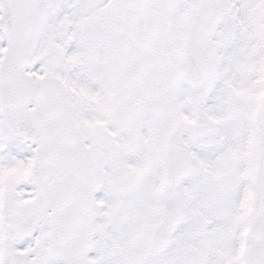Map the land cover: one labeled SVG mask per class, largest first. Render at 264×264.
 <instances>
[{"label": "snow or ice", "instance_id": "6c2138e0", "mask_svg": "<svg viewBox=\"0 0 264 264\" xmlns=\"http://www.w3.org/2000/svg\"><path fill=\"white\" fill-rule=\"evenodd\" d=\"M0 264H264V0H0Z\"/></svg>", "mask_w": 264, "mask_h": 264}]
</instances>
